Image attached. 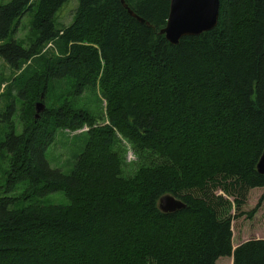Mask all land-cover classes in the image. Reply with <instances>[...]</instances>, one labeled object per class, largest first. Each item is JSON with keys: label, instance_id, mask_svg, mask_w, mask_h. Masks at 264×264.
Masks as SVG:
<instances>
[{"label": "trees", "instance_id": "trees-1", "mask_svg": "<svg viewBox=\"0 0 264 264\" xmlns=\"http://www.w3.org/2000/svg\"><path fill=\"white\" fill-rule=\"evenodd\" d=\"M68 2L0 4V59L16 75L0 78L8 99L0 153L9 160L0 264H216L226 257L264 264L263 239L233 247L228 214L252 189L263 190L256 209L264 200V175L256 171L264 151V0H219L216 27L176 45L159 34L170 0H77L71 23L57 28ZM26 13L33 36L23 47L8 38ZM64 83L73 97L99 89L106 124L65 100L50 106L48 95ZM14 90L24 102L18 135L8 119ZM37 102L44 109L35 117ZM83 126L88 140L73 170H52L44 155L55 132ZM116 134L143 157L131 177L123 176ZM22 181L26 189L12 197ZM56 192L66 205L37 202ZM164 195L185 208L161 213Z\"/></svg>", "mask_w": 264, "mask_h": 264}, {"label": "rangeland", "instance_id": "rangeland-1", "mask_svg": "<svg viewBox=\"0 0 264 264\" xmlns=\"http://www.w3.org/2000/svg\"><path fill=\"white\" fill-rule=\"evenodd\" d=\"M9 0H0V4L7 3ZM77 5V0H69V2L57 12L55 26L65 27L71 23L74 9ZM31 14L26 13L19 20V24L15 27L14 32L9 35L8 41L14 39L23 47H27L32 40L33 32L29 28V19ZM16 75L11 71L10 67L0 59V78H3L9 83V80ZM61 82V81H60ZM53 85L59 83L57 81L52 82ZM68 83H64L67 87L57 91L52 89L53 92L48 95L49 99L47 103L50 106H60L64 100L74 108L83 109L89 115L96 117L100 120V123L106 124V105L105 99L99 89L86 88L79 96H68ZM7 84L1 85L0 88V143L4 139L5 132L7 131V120H4L6 110H2L8 104V99L5 95L2 96L4 87ZM16 91L13 95H10V99L14 102V109L12 115L8 117L10 123L14 126L15 134L18 135L22 131V122L20 117L22 116V107L24 102L15 98ZM39 103V102H37ZM36 103V104H37ZM40 104H43L42 102ZM46 105V104H45ZM44 106V105H43ZM22 111V112H21ZM35 111V107H34ZM36 115V112H35ZM34 115V116H35ZM39 115V114H38ZM89 128L83 126L77 130L60 129L55 132L52 144L45 151V161L52 170H58L64 175H68L74 168L76 160L80 157L87 144V132ZM119 140V147L123 156V176L131 177L139 163L144 162L143 157L138 158L130 147L131 145L119 134H116ZM9 167V160L6 152L3 150L0 153V187L4 189L6 183V177ZM26 189L25 181L17 184L14 191L11 192L12 197H19L20 194ZM262 189H252L248 191L246 200L241 205L240 210H236L234 207L228 211L229 216L232 218L231 231H232V245L237 246L239 243L245 242L249 239H263L264 240V200L256 209L260 196L262 195ZM220 195V192L217 193ZM225 199L232 201V198L222 195ZM41 205H66L67 201L62 192L52 193L42 200H38ZM27 202H18L19 205H24ZM254 209H256L254 211ZM218 264H228L231 260L229 257L222 259Z\"/></svg>", "mask_w": 264, "mask_h": 264}, {"label": "water", "instance_id": "water-1", "mask_svg": "<svg viewBox=\"0 0 264 264\" xmlns=\"http://www.w3.org/2000/svg\"><path fill=\"white\" fill-rule=\"evenodd\" d=\"M127 11L130 16L146 25V22L133 15L130 10ZM218 14L219 0H170L166 25L159 34L169 44L176 45L184 37L199 36L211 31L217 25ZM43 109L44 106L37 103L35 117ZM256 171L264 175V151L257 162ZM157 208L163 214H171L184 209L185 205L171 195H164L158 199Z\"/></svg>", "mask_w": 264, "mask_h": 264}, {"label": "crops", "instance_id": "crops-1", "mask_svg": "<svg viewBox=\"0 0 264 264\" xmlns=\"http://www.w3.org/2000/svg\"><path fill=\"white\" fill-rule=\"evenodd\" d=\"M238 245H239V244H238ZM234 247H236V246H234ZM229 258H230L231 260L228 261V264H232V258H231V257H229ZM222 259H224V258H220V259H218L216 264H218L220 261H223Z\"/></svg>", "mask_w": 264, "mask_h": 264}]
</instances>
